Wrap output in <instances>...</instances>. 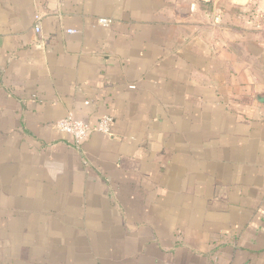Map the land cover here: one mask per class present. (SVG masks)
Returning a JSON list of instances; mask_svg holds the SVG:
<instances>
[{
  "label": "crops",
  "instance_id": "0c3cea01",
  "mask_svg": "<svg viewBox=\"0 0 264 264\" xmlns=\"http://www.w3.org/2000/svg\"><path fill=\"white\" fill-rule=\"evenodd\" d=\"M252 14L264 0H0V264H264ZM70 114L112 130L78 146Z\"/></svg>",
  "mask_w": 264,
  "mask_h": 264
},
{
  "label": "built area",
  "instance_id": "2783aa9c",
  "mask_svg": "<svg viewBox=\"0 0 264 264\" xmlns=\"http://www.w3.org/2000/svg\"><path fill=\"white\" fill-rule=\"evenodd\" d=\"M251 17L254 19V29L264 35V15L252 14ZM99 23L104 26H108L111 24V20L107 18H100ZM36 30L39 31L40 27L36 26ZM72 31L73 30H71V32ZM112 126L113 118L109 115L102 116L95 125L75 118L72 114L58 120L55 123V128L59 132L71 136L73 142L78 146L87 140L93 132H99L103 135L110 134Z\"/></svg>",
  "mask_w": 264,
  "mask_h": 264
}]
</instances>
